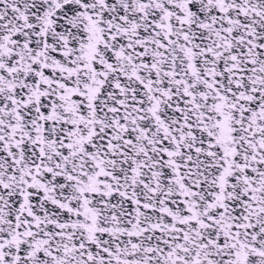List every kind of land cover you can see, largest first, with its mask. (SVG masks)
<instances>
[{
	"label": "snow or ice",
	"instance_id": "obj_1",
	"mask_svg": "<svg viewBox=\"0 0 264 264\" xmlns=\"http://www.w3.org/2000/svg\"><path fill=\"white\" fill-rule=\"evenodd\" d=\"M0 264H264V0H0Z\"/></svg>",
	"mask_w": 264,
	"mask_h": 264
}]
</instances>
